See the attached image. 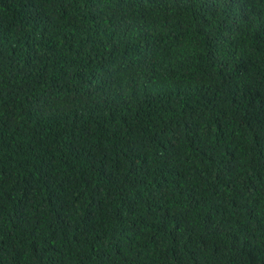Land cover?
I'll use <instances>...</instances> for the list:
<instances>
[{
	"label": "trees",
	"instance_id": "16d2710c",
	"mask_svg": "<svg viewBox=\"0 0 264 264\" xmlns=\"http://www.w3.org/2000/svg\"><path fill=\"white\" fill-rule=\"evenodd\" d=\"M0 264H264V0H0Z\"/></svg>",
	"mask_w": 264,
	"mask_h": 264
}]
</instances>
